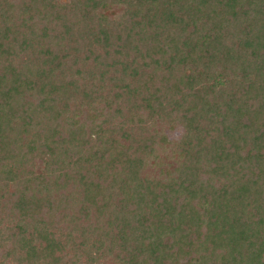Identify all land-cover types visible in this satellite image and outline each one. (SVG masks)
Instances as JSON below:
<instances>
[{
	"label": "trees",
	"instance_id": "16d2710c",
	"mask_svg": "<svg viewBox=\"0 0 264 264\" xmlns=\"http://www.w3.org/2000/svg\"><path fill=\"white\" fill-rule=\"evenodd\" d=\"M0 264H264V0H0Z\"/></svg>",
	"mask_w": 264,
	"mask_h": 264
},
{
	"label": "rangeland",
	"instance_id": "374dc122",
	"mask_svg": "<svg viewBox=\"0 0 264 264\" xmlns=\"http://www.w3.org/2000/svg\"><path fill=\"white\" fill-rule=\"evenodd\" d=\"M60 1L64 2L67 0H60ZM180 132H181L180 128L174 130H167V133L170 138H177L180 135Z\"/></svg>",
	"mask_w": 264,
	"mask_h": 264
}]
</instances>
